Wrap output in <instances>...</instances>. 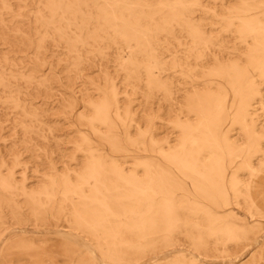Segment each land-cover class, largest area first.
Masks as SVG:
<instances>
[{
	"label": "rangeland",
	"instance_id": "rangeland-1",
	"mask_svg": "<svg viewBox=\"0 0 264 264\" xmlns=\"http://www.w3.org/2000/svg\"><path fill=\"white\" fill-rule=\"evenodd\" d=\"M150 262L264 264V0H0V264Z\"/></svg>",
	"mask_w": 264,
	"mask_h": 264
},
{
	"label": "bare ground",
	"instance_id": "bare-ground-1",
	"mask_svg": "<svg viewBox=\"0 0 264 264\" xmlns=\"http://www.w3.org/2000/svg\"><path fill=\"white\" fill-rule=\"evenodd\" d=\"M256 22H257V21H256ZM254 54H255V53H254ZM247 74H248V73H247ZM245 75H246V74H245ZM247 76H248V75H247ZM244 79H245V78H244ZM243 82H244V81H243ZM243 82H242V83H243ZM236 86H237V85H236ZM215 119H216V117H215ZM165 158H167V156H166ZM139 200H140V199H139ZM125 216H126V215H125ZM58 232L61 233V234H64V235L74 236V235L71 233V231H68V230H58ZM64 235H63V236H64ZM128 237H129V235H128ZM83 241H84V240H83ZM129 241H130V240H129ZM171 241H172V240H171ZM122 242H123V241H122ZM79 245H80V246H81V245L83 246L84 244H82V243L80 244V243H79ZM89 246H90V245H89ZM85 247L87 248L88 246H85ZM85 247H84V248H85ZM92 248H93V247H92ZM89 249H90V248H89ZM92 250H93V249H92ZM87 251H88V250H87ZM88 252H89V251H88ZM93 252H94V251H93ZM89 253H90V252H89ZM89 253H88V254H89ZM91 253H92V252H91ZM91 253H90V254H91ZM96 254H97V253H96ZM96 254H95V255H96ZM90 256H91V255H90ZM92 256H93V255H92ZM108 257H109V256H108ZM196 257H197V256H196ZM155 258H158V256H155L154 258H152L153 261H154V260L156 261ZM163 258H164V257H163ZM94 259H95V258H94ZM107 260H108V259H107ZM148 261H149V260H148ZM153 261H152V262H153ZM227 262H228V261H227ZM110 263H111V262H110ZM146 263H147V262H146ZM148 263H149V262H148ZM225 263H226V261H225ZM150 264H151V262H150Z\"/></svg>",
	"mask_w": 264,
	"mask_h": 264
}]
</instances>
